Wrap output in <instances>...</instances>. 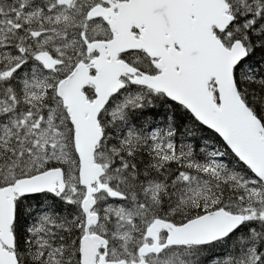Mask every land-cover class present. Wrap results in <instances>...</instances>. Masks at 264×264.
<instances>
[{"label":"snow or ice","instance_id":"snow-or-ice-1","mask_svg":"<svg viewBox=\"0 0 264 264\" xmlns=\"http://www.w3.org/2000/svg\"><path fill=\"white\" fill-rule=\"evenodd\" d=\"M0 264H264V0H0Z\"/></svg>","mask_w":264,"mask_h":264}]
</instances>
